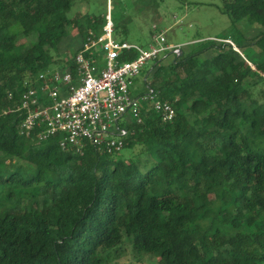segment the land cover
<instances>
[{
    "label": "trees",
    "instance_id": "1",
    "mask_svg": "<svg viewBox=\"0 0 264 264\" xmlns=\"http://www.w3.org/2000/svg\"><path fill=\"white\" fill-rule=\"evenodd\" d=\"M107 1L96 14L81 11L92 0H0V264H112L126 237L161 264H264V55L248 59L254 69L219 43L211 59L200 47L167 65L156 60L138 96L153 89L176 115L164 120L146 104L127 126L124 157L92 144L63 149L60 133H22L25 82L38 85L54 66L75 71L72 56L89 30L102 31ZM115 1L118 34L126 8L115 15ZM219 8L236 40L222 38L264 54V0H221ZM243 19L263 29L247 38L237 27ZM72 34L81 44L70 57L61 46ZM20 35L33 37L27 47Z\"/></svg>",
    "mask_w": 264,
    "mask_h": 264
},
{
    "label": "built area",
    "instance_id": "2",
    "mask_svg": "<svg viewBox=\"0 0 264 264\" xmlns=\"http://www.w3.org/2000/svg\"><path fill=\"white\" fill-rule=\"evenodd\" d=\"M111 10L110 6L102 31L89 30L73 56L75 71L70 67L53 68L40 72L35 79L38 85L34 87L25 82L26 90L18 106V110L25 112L22 133L35 135L39 140L60 133L63 149L72 147L82 153L85 145L92 144L100 153L113 154L125 147L127 126L134 118L140 120L146 104L161 113L164 120L174 119L176 111L170 101L160 100L153 89L134 96L131 86L148 61H156L168 53L176 56L182 46L169 43L166 30L157 24L153 25L155 31L148 45L115 38ZM218 40L241 53L231 38ZM126 51L137 55L132 60H121ZM98 57H102L101 64Z\"/></svg>",
    "mask_w": 264,
    "mask_h": 264
},
{
    "label": "rangeland",
    "instance_id": "3",
    "mask_svg": "<svg viewBox=\"0 0 264 264\" xmlns=\"http://www.w3.org/2000/svg\"><path fill=\"white\" fill-rule=\"evenodd\" d=\"M105 1L92 0L90 6L85 9L82 8L81 11L84 12L89 9L96 14H102L105 11ZM114 3L116 7L115 15L119 14L118 11L122 9L123 5L126 8L121 10V15L124 14L126 16V20L124 19L125 24H122L121 28L126 27V30L119 31L118 34L114 32V37L119 40L125 39L130 42L148 45L152 41L155 31L153 30L154 24L165 29L168 42L181 45L185 55L194 53L201 49L200 47H210L211 45L222 43L223 40L218 39L224 36L231 35L236 40L233 36L234 29L231 18L227 14L222 13L219 8L221 0H162L159 2L160 4L155 3L147 7H143L144 5L141 4L140 0H120ZM110 4V0H108V9L110 6L113 7V4ZM128 4L130 5L128 6ZM237 27L247 38L255 36L263 29L258 23L250 24L246 19L240 21ZM76 33L77 31L74 30L73 34L76 35ZM73 34L61 46V50H65L67 56L69 55L70 57L72 55L71 50H76L81 44L78 36L71 41V37L75 36ZM31 39L33 37L26 38L20 35L17 38V42L27 47ZM260 51L261 49L258 45L245 44L241 47V55L249 60L256 61L260 59L264 55ZM217 53L218 50L212 46L202 53V58L204 60L211 59ZM174 58L175 55L173 53H168L166 57L161 58V64L167 65ZM99 62L101 64V60ZM154 62V60L148 61L141 73L136 77L134 84L131 86L134 96L146 91L145 71L151 69ZM53 68L62 67L54 66ZM121 121L124 122L126 119ZM129 153L130 148L126 146L120 152L108 154L106 157L119 158ZM123 247L124 250L121 252L120 257L114 259L112 264H161L160 257L137 251L128 237L124 239Z\"/></svg>",
    "mask_w": 264,
    "mask_h": 264
},
{
    "label": "water",
    "instance_id": "4",
    "mask_svg": "<svg viewBox=\"0 0 264 264\" xmlns=\"http://www.w3.org/2000/svg\"><path fill=\"white\" fill-rule=\"evenodd\" d=\"M178 56H181V55H183V50L182 49H179V51H178V54H177ZM255 67V66H254ZM253 67V68H254ZM254 69H256V68H254Z\"/></svg>",
    "mask_w": 264,
    "mask_h": 264
},
{
    "label": "crops",
    "instance_id": "5",
    "mask_svg": "<svg viewBox=\"0 0 264 264\" xmlns=\"http://www.w3.org/2000/svg\"><path fill=\"white\" fill-rule=\"evenodd\" d=\"M183 50V49H182ZM183 53H185L184 51H183ZM201 57H202V55H201ZM147 78H145V80H146Z\"/></svg>",
    "mask_w": 264,
    "mask_h": 264
}]
</instances>
